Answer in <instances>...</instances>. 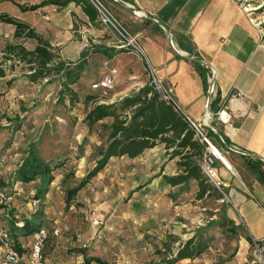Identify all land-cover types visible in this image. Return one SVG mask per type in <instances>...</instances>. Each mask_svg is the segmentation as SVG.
I'll list each match as a JSON object with an SVG mask.
<instances>
[{
    "label": "crops",
    "instance_id": "crops-1",
    "mask_svg": "<svg viewBox=\"0 0 264 264\" xmlns=\"http://www.w3.org/2000/svg\"><path fill=\"white\" fill-rule=\"evenodd\" d=\"M43 1L0 0V15H7L24 24L47 43L56 57L54 63L75 64L82 59L83 52L86 56L98 55L108 59L93 52L96 47L112 48L106 40L109 30L98 17L91 22L82 5L76 1L63 7L43 5ZM98 2L101 4L100 0ZM107 2L114 7L115 13L124 15V21H129L124 25L134 35L146 59L145 65L149 64L158 80L171 88L177 109L184 116L201 122L206 113H215L210 104V112L206 107L213 76L210 103L216 100L217 110L224 108L231 117V126L220 122L211 125L222 138L228 140L226 144L234 151L227 150L217 135L210 133L211 141L224 154L223 163L216 160L215 165H220L218 178L229 203L227 219L240 232L238 243L241 246L248 244V238H264V184L247 163V159L259 161L264 174V28L257 24L255 16L241 10L234 0ZM34 5L37 6L35 10L22 9ZM7 25L15 32L13 25ZM26 31L12 40L17 45L24 36V42L19 45L32 51L37 41L26 37ZM181 44L188 46L193 54L181 49ZM194 59L206 64L198 63L205 68L206 81L197 70ZM14 71H7L0 78L2 156L13 149L11 137L25 126V107L37 93L33 82L12 78ZM59 88L57 78L53 88L56 95ZM120 99H111L110 103ZM52 100L56 102V99ZM110 123L111 119L106 118L98 124ZM106 135V132H76L74 137L78 145L80 139L87 144V153L91 146L102 145ZM169 152L161 144L133 159L111 158L76 194L74 203L68 207L63 199L57 205L53 201L60 188L53 186L55 180L43 186L42 176L39 179L41 187L36 186L37 180L29 182L39 190L43 187L47 189L44 193L47 206L42 223V227L49 231L43 250L45 264H98L93 258L106 264H163L170 254L174 255L184 242L193 237L190 223L202 200L196 199L197 184L194 180L176 186L165 182V176L181 173L177 166L178 157L170 159ZM85 163V157H80L79 165L84 166ZM14 168L12 158H9L3 171L6 173ZM59 194L63 195V192ZM21 210V204L16 206L20 215ZM91 210L104 221L98 240L94 239L95 231H91L90 224L83 229L84 232H80L82 213L88 220ZM17 218L11 212L7 216L5 209H1L0 231L6 230L16 244L26 245L25 236L15 231L19 236L14 239L11 234L9 225L12 227ZM55 229L58 230L57 236L52 234ZM89 237L93 242L89 241ZM162 253H167L168 257L164 258ZM198 257L183 259L175 264L195 263Z\"/></svg>",
    "mask_w": 264,
    "mask_h": 264
},
{
    "label": "rangeland",
    "instance_id": "rangeland-1",
    "mask_svg": "<svg viewBox=\"0 0 264 264\" xmlns=\"http://www.w3.org/2000/svg\"><path fill=\"white\" fill-rule=\"evenodd\" d=\"M251 1L255 2L257 6H262L260 11L263 12L259 20H264V0ZM100 2L121 29L128 36L134 38L127 25H124V22H129L128 20L124 21V15L120 14V12L115 13L114 7L107 0H100ZM2 23L0 24V68L13 66L15 71L12 74V78L25 82L28 79L26 75L30 73L26 64L20 62L21 60L15 54H10V59L6 58L9 55L7 46L19 48L22 46L19 44L24 42V36L18 42L19 44L16 45L12 40L15 38L14 31H12L13 28L6 23ZM103 26L106 27L105 25ZM106 28L109 30V33L106 35L107 43L112 44L116 40V35L111 29ZM10 36H13V38L11 37L10 39ZM10 40L12 41L9 42ZM124 51L111 60L98 55L86 56L87 63L82 77L72 87L77 96L73 104L69 103L67 99H64L63 103L57 100L53 102L52 99L57 98L55 89H53L56 85V76L33 83L37 93L25 107L27 110L24 117L26 119L25 126L13 133V137H11L14 143L13 149L3 156L4 162L0 163V193L2 194V197H0V210L11 209V214L19 217L15 221H24L35 210L40 208L43 212L47 206V203L44 201V194L41 199H37L38 195H41L40 192L43 188L39 190L33 187V184H28L31 181L37 180L36 186L41 187L39 179L42 175L39 173L43 170L44 164H48L51 172H53L52 174L50 173V176L55 180L53 186L57 185L60 187L57 191V198L53 199L56 205L61 199L65 201L67 189L77 186L94 168L92 166L96 162V153L101 144L94 147L91 146L90 152L87 151L85 153V149L88 148L87 144H84L82 139H80V145H78L74 137L76 132H105L100 124L94 125L89 129L84 122L85 115L91 108V103L85 104V97L93 95L97 96L101 102L110 103L111 99L129 96L142 84L149 83L144 59L131 51ZM22 66H25V68H22ZM104 75H112L115 84L114 89L106 93L103 91H93L91 84ZM40 93L42 94L40 95ZM89 140L90 138L86 142ZM80 157H85L86 163L84 166L79 165ZM9 158H12V164L16 168L4 173L3 168ZM50 159L51 161L48 162ZM57 164L61 165L53 169L52 167ZM219 167L220 165H215L217 176L221 173ZM8 172H11V175H8ZM3 187L6 188L3 189ZM60 191L63 192V195L59 194ZM221 197V199L215 197L205 198L198 203L197 212H193V221L190 223L193 236L201 237L208 248L198 257L195 263L190 262L188 264H259L253 256L249 242L244 247L241 246L238 243L240 232L235 229L234 231H230L233 230V227L228 222L229 219H227L229 203L224 193L221 194ZM20 204L23 206L21 215L16 212V206ZM88 213L90 216L88 220L85 219V215L82 213V220L79 225L80 232H84L83 229L90 224L91 231H95L94 239L96 240L98 236H101L100 231L102 226L97 229L92 225V214L94 213L97 216L94 210ZM195 216L197 217L194 218ZM239 219L244 224L242 218ZM211 222L216 223L211 225ZM222 223L224 224L223 227H219V224ZM9 226L13 238H17L19 235L15 233V229L11 227V224ZM31 236L24 238L27 240V243L30 242ZM71 236L74 235H69V237ZM76 239L77 237L74 236V240ZM89 241L93 242L90 237ZM162 254L164 258L168 257L167 253Z\"/></svg>",
    "mask_w": 264,
    "mask_h": 264
},
{
    "label": "trees",
    "instance_id": "trees-1",
    "mask_svg": "<svg viewBox=\"0 0 264 264\" xmlns=\"http://www.w3.org/2000/svg\"><path fill=\"white\" fill-rule=\"evenodd\" d=\"M71 1H76L82 5L83 12L91 22L97 19L98 12L90 0H45L42 4L63 7ZM36 8L37 6L34 5L22 9L35 10ZM258 13L255 12L253 16L256 17ZM0 22L13 25L15 27V37H19L27 30L26 37L34 38L37 41V46L32 51H27L22 46L19 48L16 46L7 47L9 55L6 58L10 59V54L18 56L21 60L20 62L27 65L30 73L26 76L33 83L56 76L60 83L56 100L63 103L64 99H67L69 103L73 104L77 96L76 92L72 89V85L77 83L85 70L87 63L85 59L86 52L81 54L82 59L75 64L54 63L56 57L50 51L48 44L42 41L27 26L7 15H0ZM260 26L264 28V23ZM180 47L186 52L193 54L191 49L185 44H181ZM93 52L100 53L106 58L111 59L125 51L114 47H96L93 49ZM195 64L197 70L206 81L205 68L198 64V62ZM7 71H14L13 66L0 68V78L4 77ZM84 102L85 104L91 103V108L84 118V122L89 129L106 118H110L111 123L100 125L107 135L96 153L95 166L77 186L66 190L65 204L67 207L74 203L76 194L107 165L111 158L127 157L133 159L142 155L146 150L161 144L164 145L167 151L170 150L168 154L170 159L178 157L177 166L181 170V173L177 175L171 177L165 176L164 180L166 183L176 186L194 180L197 184L196 199L221 198L218 190L207 182L198 165V160L202 156L203 146L195 139L194 132L185 120L184 115L172 103L163 100L161 95L149 84L144 85L132 95L126 96L116 102L104 103L97 96L93 95H87ZM210 107L213 112L217 111L216 100L211 101ZM223 140L225 143H228V140L225 138ZM247 160L251 171L264 184V174L261 171L260 162ZM60 165L57 164L52 168L56 169ZM50 173L51 168L48 164H44L43 170L39 173L44 176V186L53 180ZM44 193L45 187L40 192L41 195L36 196L37 199H41ZM10 212L11 209L9 210ZM43 219V212L39 208L27 217L26 220H18L22 222L20 227L14 225L16 221L12 227L18 234L25 237L30 236L42 227ZM228 222L231 223V221ZM223 225V223L219 224V227H223ZM230 231H234V228ZM207 248L208 246L202 238L194 235L184 242L174 255L170 254V257L165 259L163 264H175L183 259H195ZM92 260H95L98 264H106L97 258H93Z\"/></svg>",
    "mask_w": 264,
    "mask_h": 264
},
{
    "label": "built area",
    "instance_id": "built-area-1",
    "mask_svg": "<svg viewBox=\"0 0 264 264\" xmlns=\"http://www.w3.org/2000/svg\"><path fill=\"white\" fill-rule=\"evenodd\" d=\"M98 12V19L100 23L111 29L116 35V40L112 42V47L122 50L131 51L138 54L142 59H145L136 40L126 34L124 30L111 18L109 13L97 0H90ZM241 10L249 15L259 12L254 18L257 24L261 25L264 20H259L262 6H257L251 0H234ZM146 60V59H145ZM146 71L148 74L149 85L157 91L163 100L172 103L176 108L177 105L172 96L170 87H165L157 78L154 70L149 64H146ZM114 88V79L112 75H104L99 80L91 84L93 91H103L104 93L112 91ZM185 120L192 128L194 137L199 144L203 146L201 158L198 160V165L205 176L208 183L213 185L221 194H223V186L220 182L214 165L215 161L222 162V152L211 141L210 133L214 132L211 125L213 122H220L223 125L231 126V117L224 108H220L215 113H206L201 122H196L184 116ZM4 162V157H0V163ZM223 163V162H222ZM2 197V194H0ZM5 214L8 216L9 208L5 209ZM92 225L99 229L103 225V220L92 214ZM15 226L20 227L22 222L16 221ZM54 236L58 235V230H53ZM49 231L42 227L35 232L30 242L26 245L16 244L9 236L6 230L0 231V264H45L44 246L47 241ZM249 244L252 249L253 256L259 264H264V238L255 239L249 238ZM78 264H83L79 262Z\"/></svg>",
    "mask_w": 264,
    "mask_h": 264
},
{
    "label": "water",
    "instance_id": "water-1",
    "mask_svg": "<svg viewBox=\"0 0 264 264\" xmlns=\"http://www.w3.org/2000/svg\"><path fill=\"white\" fill-rule=\"evenodd\" d=\"M147 19L151 20V18L149 17H146ZM153 21V20H152ZM166 31V29H164ZM170 38V37H169ZM194 61L202 64V65H206L205 63H203L202 61L200 60H196L194 59ZM212 93H213V76L210 80V83H209V88H208V95H207V104H206V107H207V112H210L209 110V104H210V100H211V96H212ZM214 129V133L217 135L218 137V140L219 142L229 151H234L232 148H230L226 143L225 141L223 140V138L221 137V135L219 134V132L213 127Z\"/></svg>",
    "mask_w": 264,
    "mask_h": 264
},
{
    "label": "bare ground",
    "instance_id": "bare-ground-1",
    "mask_svg": "<svg viewBox=\"0 0 264 264\" xmlns=\"http://www.w3.org/2000/svg\"><path fill=\"white\" fill-rule=\"evenodd\" d=\"M224 160H223V158H222V162H223Z\"/></svg>",
    "mask_w": 264,
    "mask_h": 264
}]
</instances>
